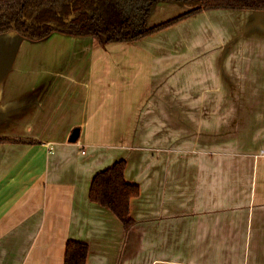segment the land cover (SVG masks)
<instances>
[{
  "label": "crops",
  "instance_id": "0c3cea01",
  "mask_svg": "<svg viewBox=\"0 0 264 264\" xmlns=\"http://www.w3.org/2000/svg\"><path fill=\"white\" fill-rule=\"evenodd\" d=\"M160 1L151 23L183 13ZM201 18L214 36L203 77L183 39ZM198 28H186L191 39L208 36ZM260 37L264 10L241 9L202 11L135 42L87 35L71 48L91 65L82 96L57 89L61 78L78 84L63 68L16 63L29 39L0 34V264H64L70 239L89 244L87 264H264ZM79 94L90 106L82 123L65 104ZM123 158L141 188L129 229L89 195L95 174Z\"/></svg>",
  "mask_w": 264,
  "mask_h": 264
},
{
  "label": "trees",
  "instance_id": "16d2710c",
  "mask_svg": "<svg viewBox=\"0 0 264 264\" xmlns=\"http://www.w3.org/2000/svg\"><path fill=\"white\" fill-rule=\"evenodd\" d=\"M160 0H0V34L14 32L27 39H44L55 30L77 36L93 35L100 43L135 42L202 11L214 9L264 10V0H199L200 5L149 25ZM193 1V0H163ZM72 16V17H71ZM4 138H0L3 141ZM127 160L95 174L90 199L111 209L126 229L134 224L131 201L141 193L139 184L126 178ZM90 246L68 240L64 264H87Z\"/></svg>",
  "mask_w": 264,
  "mask_h": 264
},
{
  "label": "rangeland",
  "instance_id": "374dc122",
  "mask_svg": "<svg viewBox=\"0 0 264 264\" xmlns=\"http://www.w3.org/2000/svg\"><path fill=\"white\" fill-rule=\"evenodd\" d=\"M159 4H165V8H169L166 5V1H160ZM176 6H171L170 8H173L172 10L179 9L178 11L182 10L183 12L190 10L191 8L196 7L197 5H200L201 2L199 0H193V1H178L176 3ZM160 6V5H158ZM233 10V9H232ZM157 13V12H156ZM162 13H158V18H161ZM152 16H155L153 14ZM230 18V15H215L212 16L213 18L216 19V21H222L224 22V17ZM209 18V17H207ZM151 21L153 22L154 20ZM158 21V20H157ZM209 20L205 18H201L200 20H195L191 21L190 23L186 24L187 27H195L198 28V26L201 28L202 33L203 31H206L208 36L205 35L203 38H200L198 40H193L191 39V34L186 33V28H184V34L185 37L183 38L186 40L185 45H189L190 47V53H194L192 55V59L195 61V68H198L197 74L200 77L204 76V71L203 68H201L205 63L210 64L209 62H212L213 60H209V58L214 55L211 50L210 45H214V36L213 32L211 30H206L204 27L205 25H208ZM155 22L151 23L149 21V24L152 25ZM223 27V26H222ZM199 29V28H198ZM180 31V30H178ZM84 36H76V35H71L69 32L63 31V30H56L53 32L51 35L44 39H29L27 43L21 48V51L18 53L17 57V62H22L23 64H27L28 62H32L34 64L33 67L35 69L40 68L44 69L47 67H61L63 68L62 70L65 71L66 73L74 76V78L77 80L78 84H74L71 81L69 82L68 80H64L61 78V82L57 84V89L59 86L64 89L61 90V93L63 94L64 91L66 94H68V91L76 92L77 93L80 91V93H83L85 91V85H88V83H91L92 75L90 72V63L89 61L86 63L85 67H83V61L79 58V56L75 55L73 52H71V48L74 47H80L84 42L80 41V39ZM27 39V38H26ZM32 40V41H30ZM259 40H262L261 43H264V37H260ZM125 43V42H124ZM248 43V42H247ZM246 43V44H247ZM250 43V42H249ZM240 47L242 46V43H239ZM238 45V46H239ZM248 45V44H247ZM15 49H17V46ZM19 48L17 49V51ZM196 51V52H195ZM16 53V51L9 53V55H13ZM244 54V51L242 52ZM13 57H15L13 55ZM73 57V58H72ZM74 59V60H73ZM72 62V65L70 67V72H68V64ZM80 94L78 95L77 100H74V98L71 100V102L65 101V104H72V114L76 117V120L78 123H82L83 119H85L87 116L85 114V110H90L89 102L86 103L84 99H80L82 97ZM58 104L61 103V99L57 101ZM65 107L62 105L58 109L62 110ZM80 125V124H78ZM68 138L70 135V132L67 134Z\"/></svg>",
  "mask_w": 264,
  "mask_h": 264
},
{
  "label": "water",
  "instance_id": "95a60500",
  "mask_svg": "<svg viewBox=\"0 0 264 264\" xmlns=\"http://www.w3.org/2000/svg\"><path fill=\"white\" fill-rule=\"evenodd\" d=\"M10 33H14V32H10ZM16 36H20L19 34H17V33H14ZM20 37H22V36H20ZM80 134H81V128L80 127H76L74 130H73V132H72V134H71V137H70V140L71 141H77L78 139H79V137H80Z\"/></svg>",
  "mask_w": 264,
  "mask_h": 264
},
{
  "label": "flooded vegetation",
  "instance_id": "af4514ba",
  "mask_svg": "<svg viewBox=\"0 0 264 264\" xmlns=\"http://www.w3.org/2000/svg\"><path fill=\"white\" fill-rule=\"evenodd\" d=\"M72 17V16H71Z\"/></svg>",
  "mask_w": 264,
  "mask_h": 264
}]
</instances>
